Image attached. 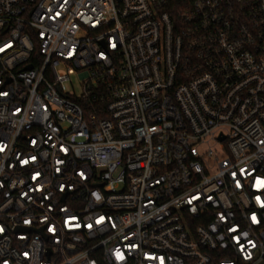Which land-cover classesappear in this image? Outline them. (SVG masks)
Returning <instances> with one entry per match:
<instances>
[{
    "label": "built area",
    "instance_id": "obj_1",
    "mask_svg": "<svg viewBox=\"0 0 264 264\" xmlns=\"http://www.w3.org/2000/svg\"><path fill=\"white\" fill-rule=\"evenodd\" d=\"M0 264H264V0H0Z\"/></svg>",
    "mask_w": 264,
    "mask_h": 264
},
{
    "label": "water",
    "instance_id": "obj_2",
    "mask_svg": "<svg viewBox=\"0 0 264 264\" xmlns=\"http://www.w3.org/2000/svg\"><path fill=\"white\" fill-rule=\"evenodd\" d=\"M28 69H32V67L30 66V67H28Z\"/></svg>",
    "mask_w": 264,
    "mask_h": 264
},
{
    "label": "rangeland",
    "instance_id": "obj_3",
    "mask_svg": "<svg viewBox=\"0 0 264 264\" xmlns=\"http://www.w3.org/2000/svg\"><path fill=\"white\" fill-rule=\"evenodd\" d=\"M73 79H74V78H73ZM74 80H75V79H74ZM74 80H73V81H74Z\"/></svg>",
    "mask_w": 264,
    "mask_h": 264
}]
</instances>
